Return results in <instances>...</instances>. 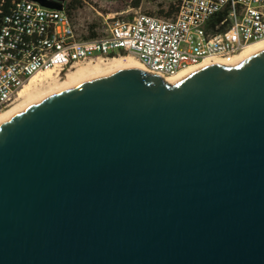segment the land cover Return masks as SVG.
Here are the masks:
<instances>
[{
    "label": "water",
    "instance_id": "95a60500",
    "mask_svg": "<svg viewBox=\"0 0 264 264\" xmlns=\"http://www.w3.org/2000/svg\"><path fill=\"white\" fill-rule=\"evenodd\" d=\"M0 264H264V49L91 76L2 121Z\"/></svg>",
    "mask_w": 264,
    "mask_h": 264
},
{
    "label": "built area",
    "instance_id": "2783aa9c",
    "mask_svg": "<svg viewBox=\"0 0 264 264\" xmlns=\"http://www.w3.org/2000/svg\"><path fill=\"white\" fill-rule=\"evenodd\" d=\"M172 16L135 11L84 37L63 9L16 0L0 28V117L39 72L66 73L86 60L131 54L154 74L174 77L206 59L227 64L264 40V0H179ZM98 53V54H95ZM234 63V62H233Z\"/></svg>",
    "mask_w": 264,
    "mask_h": 264
},
{
    "label": "rangeland",
    "instance_id": "374dc122",
    "mask_svg": "<svg viewBox=\"0 0 264 264\" xmlns=\"http://www.w3.org/2000/svg\"><path fill=\"white\" fill-rule=\"evenodd\" d=\"M136 1L137 0H90L89 2H85L82 7L72 10L71 14L77 24L78 31L84 37H90L93 33L95 35L104 34L108 27V23L113 17H126L128 14L135 11L149 12L155 15L164 16L166 12H170L171 10L175 11L177 9L176 4H178L179 0H141L140 6L137 8L134 6ZM92 62L94 63L95 60L80 62L69 71L75 69L77 66H86ZM55 71L56 70H54L50 78L45 80L46 82H43L42 80L34 86L35 88L33 87V94H36L37 96L48 94V92L52 90L53 85L57 82H62L65 79V74L69 72L58 73ZM21 101L22 100L17 98L11 106L26 103L25 101Z\"/></svg>",
    "mask_w": 264,
    "mask_h": 264
},
{
    "label": "bare ground",
    "instance_id": "6f19581e",
    "mask_svg": "<svg viewBox=\"0 0 264 264\" xmlns=\"http://www.w3.org/2000/svg\"><path fill=\"white\" fill-rule=\"evenodd\" d=\"M249 46V47H248ZM241 53V55H239L235 61H233L234 63L237 62L239 59H244L247 56L253 54L254 52H256L257 50H263L264 49V40L261 41H257L254 43L249 44ZM233 62H231L232 64H234ZM216 64H227L224 61L221 60H216V59H206L204 62H202L200 65L196 66V67H191L187 70L182 71L180 74L174 76V77H165V80L168 82H175L176 80H178L179 78L188 75L198 69H202L205 67H209L212 65H216ZM230 63H228L229 65ZM130 66H135L138 68H141L143 70H147L146 67L137 59V57L128 54V55H120V56H113V57H105V58H98L95 60V62L93 63H89L86 66H82V67H76L75 69H72L71 71L67 72L65 74V79L62 82H57L53 85V88L50 92H48V94H44L41 96H37L36 94H33V87L36 86L37 83L41 82L43 80V82H46L45 80L47 78H50L54 72V70L49 69V70H44L41 71L39 73H37L24 87L23 89L20 91L19 95H18V99L22 100L23 102L25 101L26 103H21V104H15L13 106H11L8 111L2 116L0 117V123L4 120H7L8 118H10L12 115H14L21 107L30 104L36 100H39L61 88H64L68 85H71L75 82H78L82 79L91 77V76H95V75H100V74H105L114 70H118L124 67H130ZM148 71V70H147ZM56 72V71H55ZM52 79V78H51ZM49 79V80H51ZM54 79V78H53ZM35 88V87H34ZM21 101V102H22ZM20 103V102H19Z\"/></svg>",
    "mask_w": 264,
    "mask_h": 264
},
{
    "label": "trees",
    "instance_id": "16d2710c",
    "mask_svg": "<svg viewBox=\"0 0 264 264\" xmlns=\"http://www.w3.org/2000/svg\"><path fill=\"white\" fill-rule=\"evenodd\" d=\"M16 0H0V28L3 24V20L6 16H8L11 13V10L14 6ZM90 0H66V5L71 12L74 9H78L82 7V5L85 2H89ZM141 0H137L134 4V6L137 8L140 6ZM176 11V10H175ZM174 10H171L170 12H166L164 16H172L175 13ZM96 36L94 33L90 37ZM126 53H122V55H125Z\"/></svg>",
    "mask_w": 264,
    "mask_h": 264
}]
</instances>
